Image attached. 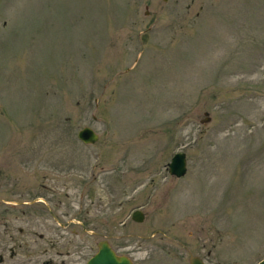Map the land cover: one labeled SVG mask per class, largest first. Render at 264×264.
I'll use <instances>...</instances> for the list:
<instances>
[{
	"label": "rangeland",
	"instance_id": "1",
	"mask_svg": "<svg viewBox=\"0 0 264 264\" xmlns=\"http://www.w3.org/2000/svg\"><path fill=\"white\" fill-rule=\"evenodd\" d=\"M43 191L57 214L88 203L75 264L103 235L133 264L264 256V0H0V201ZM28 211L0 205L5 257L14 214L33 253L66 236Z\"/></svg>",
	"mask_w": 264,
	"mask_h": 264
},
{
	"label": "flooded vegetation",
	"instance_id": "2",
	"mask_svg": "<svg viewBox=\"0 0 264 264\" xmlns=\"http://www.w3.org/2000/svg\"><path fill=\"white\" fill-rule=\"evenodd\" d=\"M70 173L69 169H64L63 171H59L60 175L63 173ZM57 174V173H56ZM96 175L94 173H90L89 177L82 182L83 190H84V199L89 197L91 190H93V185L96 181ZM61 190V189H58ZM44 192V193H43ZM38 192L32 196L28 200L26 199H14L13 201L3 200L2 204L0 201V205L5 207L6 210H10L11 212H20L24 214V217H19L20 221L30 220L32 211L26 212V210H34V213H41V217L44 216L46 210L50 222L57 225L58 228L66 233V236L61 238L50 235H44L43 232H39L40 235L44 236L41 238L42 242H40L39 249L36 252L30 251L29 242H32V230L31 227L26 226L25 229L21 226H12V221H15L17 215L14 214L10 219L9 227L12 233L9 235V244L7 246V257H5V247L0 243V264H75L74 256L78 251L77 241L80 240V234L85 235H93L95 236L97 232L95 219L90 215V209H88L87 204L82 205L76 202L73 206L72 214H57L54 213L51 207V198L46 196V192ZM51 194V193H50ZM79 195V194H78ZM80 196H82V192H80ZM39 204L40 206H38ZM91 207V206H90ZM135 209V208H134ZM133 210V209H132ZM131 210V211H132ZM64 213L67 210L63 211ZM130 216V215H129ZM4 225L7 224L5 220L2 221ZM48 222H44V226L48 225ZM122 223V222H121ZM7 226V225H6ZM45 229V228H44ZM50 231V228L45 229ZM24 236L25 239L23 240ZM104 239L111 246L109 240L104 235L101 236L98 240L95 241V248L93 251L86 256L84 259V264H86V260L95 253L97 249V243L99 240ZM111 248L115 251L116 254H123L117 252L113 246Z\"/></svg>",
	"mask_w": 264,
	"mask_h": 264
},
{
	"label": "water",
	"instance_id": "3",
	"mask_svg": "<svg viewBox=\"0 0 264 264\" xmlns=\"http://www.w3.org/2000/svg\"><path fill=\"white\" fill-rule=\"evenodd\" d=\"M204 117L200 121L208 119L207 111H204ZM76 136L85 143L93 142L97 139L98 134L89 125H83L76 131ZM166 170L169 174L181 176L186 171V157L183 151H175L166 162ZM142 211L135 208L130 212V218L133 220H141ZM189 264H209L197 254L188 256ZM86 264H133L132 260L126 254H116L106 240L101 239L97 243V249L87 260ZM254 264H264V256L259 258Z\"/></svg>",
	"mask_w": 264,
	"mask_h": 264
}]
</instances>
